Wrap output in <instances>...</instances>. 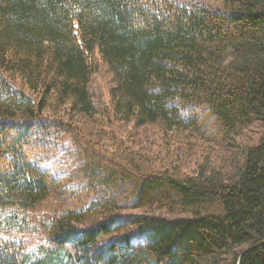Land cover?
I'll use <instances>...</instances> for the list:
<instances>
[{
	"label": "trees",
	"instance_id": "obj_1",
	"mask_svg": "<svg viewBox=\"0 0 264 264\" xmlns=\"http://www.w3.org/2000/svg\"><path fill=\"white\" fill-rule=\"evenodd\" d=\"M214 1L0 0V264H264V0Z\"/></svg>",
	"mask_w": 264,
	"mask_h": 264
},
{
	"label": "rangeland",
	"instance_id": "obj_2",
	"mask_svg": "<svg viewBox=\"0 0 264 264\" xmlns=\"http://www.w3.org/2000/svg\"><path fill=\"white\" fill-rule=\"evenodd\" d=\"M179 2H182L184 4H189L191 2H202L203 0H177ZM206 2L210 3L211 5L216 6L215 4H217V2H215L214 0H206ZM103 68H105V66H103ZM100 69L98 71L97 74H95L92 78H91V89L94 92V101L98 102V103H102L105 102L106 100V91L109 88L110 84H112L109 72H107V68L106 69ZM137 211H141V210H137Z\"/></svg>",
	"mask_w": 264,
	"mask_h": 264
},
{
	"label": "water",
	"instance_id": "obj_3",
	"mask_svg": "<svg viewBox=\"0 0 264 264\" xmlns=\"http://www.w3.org/2000/svg\"><path fill=\"white\" fill-rule=\"evenodd\" d=\"M240 259H241V255H240V257L238 258V262H237V264H240Z\"/></svg>",
	"mask_w": 264,
	"mask_h": 264
}]
</instances>
